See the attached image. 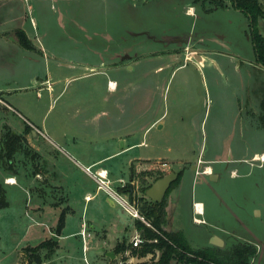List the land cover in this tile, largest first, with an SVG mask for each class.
Here are the masks:
<instances>
[{
    "label": "rangeland",
    "instance_id": "rangeland-1",
    "mask_svg": "<svg viewBox=\"0 0 264 264\" xmlns=\"http://www.w3.org/2000/svg\"><path fill=\"white\" fill-rule=\"evenodd\" d=\"M93 4L100 7L96 8ZM103 4L104 2L96 3L93 0H56L53 3L54 7L50 8L52 10L45 9L39 12L37 9L39 29L42 31L46 26L48 31L55 34L53 37L58 44V48L53 49L57 55L51 57L48 63L49 73L53 78L58 77L62 80L60 82L56 80L51 97L46 89H40L38 91L40 97H37V89L34 88L23 89L18 93H0L1 98L9 104L8 109L0 107V148L2 132L5 130L2 125L5 123L9 124L12 131L17 134H22L28 122L35 123L39 129L37 134L24 135L25 152H18L12 163L6 158L0 159V178L15 174L19 179V182L13 185L11 182H6V178L5 182L11 185L3 184L9 205L0 208V264H14L18 259L22 260L21 252L28 246H34L44 239H53L50 231L58 225L59 216L63 211L61 206L65 202L68 207L67 205L64 207L65 231L63 232L79 230L83 220L88 227L93 225V228H87L88 232L92 233V237H88L89 250L84 253L80 235L72 237L69 241H75L76 244L63 245L56 255L59 258L48 264H87L88 262L98 264L94 255L96 252L104 253L105 249L94 250L91 247L93 240H102L105 237L107 243L111 245L117 241H127L134 232L131 224L134 218L119 203L114 202L112 205L109 202L111 197L103 189H97V183L84 168L93 160L105 157L102 164L109 170L110 179H108L112 189L121 186L119 179H122L125 185L131 181L134 186V198L138 204L141 201L138 199H149L138 190V173L144 170L152 171L153 175L159 171L167 174L177 172L181 164L183 165L185 161H194L198 154L192 146L190 125L197 115L209 110V105L206 107V103L210 100V88L204 78L205 63L199 62L200 67H198V62L188 54L196 51L198 57L202 54L213 55L214 52L232 51L233 49L226 43H220V39L223 40V32L214 33L217 35L213 37H202L196 33L195 31L200 32L206 28L205 23L210 20L206 18V14H203L204 11L200 6L195 5L196 15L193 24L190 25L194 33L189 32L185 43L175 44L181 54L174 67L183 64L185 58L184 66L173 75H170L171 68L158 69L164 66V61L162 56L155 55L159 52L165 53L166 50L174 47L170 46L169 36L162 45L142 38L141 47L136 45L138 39L131 38L132 47H138L133 48L131 59H139L141 66L135 67V70L125 68L122 71H115L109 76L99 74L92 78L75 79L64 89L66 76H75L83 72L78 69L71 70L68 66H64V62L77 65L76 62L86 58L83 53L88 47L90 48L89 44L95 43L106 48L107 44L110 48L115 45L110 39L86 41L87 30L89 36L95 37L90 33L92 27L99 33L103 32V29L115 28V22L110 19L113 16L111 8ZM171 6L175 7V5ZM147 9H150V6H147ZM48 11L49 13L46 14ZM52 11H63L61 22L55 21L50 24L49 17L53 14ZM126 12L127 10L122 11L120 17L129 20L130 27L134 29L135 21L131 13L126 14ZM158 13L160 14V10ZM96 14L100 18L99 22L96 25L87 24L90 17H96ZM159 14L152 11L150 14L152 21L155 24L165 21L167 23L164 22L163 25L167 26L170 22ZM76 29L81 30V33L76 35L74 33ZM258 29L261 32L262 27L258 26ZM100 36L99 34L98 37ZM79 37L81 39L83 37L86 46L78 45L74 41ZM165 44L170 48H166ZM82 47H86V51ZM122 59L118 56L114 62L120 63ZM3 62L4 66L7 65L4 60ZM57 63L63 65L59 67ZM21 66L12 70L21 74ZM18 78L20 80L21 77ZM108 78H115L121 87L125 83V87L123 86L121 90L119 86L117 91L113 93L109 91L107 94L105 91ZM94 79L102 80L104 84L94 86L91 83ZM129 81L134 86L128 88L126 83ZM259 81V95L264 97V75H260ZM15 83L16 74L14 76L9 70L1 68L0 85L13 86ZM154 89L156 101L152 108L144 113L150 90ZM105 95H109V100L98 102L97 107L110 110L109 116H100V122L107 124L112 130L96 135L92 129L96 109L90 102L91 98L100 99ZM16 98L20 99V106L17 105ZM118 98L121 104H116ZM195 112L198 114L195 115ZM192 115L194 118L191 120ZM159 117L161 119L146 131L152 119ZM127 122H131L130 128L124 127L127 126ZM33 129L36 132L35 128ZM129 145H131L129 148L124 149ZM117 150L120 152L113 154ZM163 161H167L168 165H160ZM98 166H101V163L90 165L91 173H94ZM130 168L134 170V179L131 178ZM37 170L40 173L38 177L35 176ZM77 182L91 194H95L92 200L85 201ZM123 194L129 197L127 192ZM169 195L170 193L167 196V204ZM61 201L64 203L60 204ZM39 206L44 210L40 211ZM122 253L125 258H121L123 264L153 263L150 259L151 255L133 256V248L131 249L130 246ZM131 257H134L132 262H124Z\"/></svg>",
    "mask_w": 264,
    "mask_h": 264
},
{
    "label": "crops",
    "instance_id": "crops-1",
    "mask_svg": "<svg viewBox=\"0 0 264 264\" xmlns=\"http://www.w3.org/2000/svg\"><path fill=\"white\" fill-rule=\"evenodd\" d=\"M55 1L0 0V69L5 68L14 76L16 74L15 85H0V93H18L22 92L23 89L34 88L37 89V97H40L38 92L40 89H46L51 97L56 80L58 82L62 80V78L56 76V79L53 78L49 73L48 63L50 58L57 55V53L53 52V49L58 48V44L53 37L55 34L48 31L46 26L41 31L36 17L37 9L39 12H43L45 9L49 10L54 7L53 3ZM93 1L96 3L104 2L107 7L111 8L113 16L110 19L115 22V28L112 30L103 29V32L99 33L94 31L92 27L90 33L95 37L89 36V30H87L86 41L94 42L98 39H110L115 45L113 44V47L110 48L107 44L106 48L97 46L95 43L89 44L90 48H87L89 52L85 50L86 47H82L86 51L83 53L86 58L76 62L78 63L77 65L64 62V66H68L71 70H83L79 75L66 76L64 78V81L66 80L64 89L68 83L71 85V82L75 81V79L92 78L99 74L109 76L113 75L115 71H122L125 68L135 70V67L141 66L139 59H131L132 50L137 47H132L131 38L138 39L136 45L141 47L142 38H147L149 41L162 45L169 36L171 38L169 40L170 46L174 47L170 48L165 44V47L170 49L166 50L165 53L159 52L155 55L162 56L164 61V66H160L158 69L171 68L170 75H173L174 72L184 66L185 58L183 64L174 67V64L178 63L179 54H181L178 53L176 45L185 43L189 32L194 33L190 25L193 24L196 15L195 10L197 8L195 5L200 6V9L204 11L203 14H206V18L210 20L205 23L207 24L206 28H203L200 32L195 31L196 33H199L202 37H213L217 35L214 33L223 32V40L220 39V43H226L228 47L233 49L232 51L226 53L224 51L214 52L213 55L202 54L198 57L196 51L188 54L190 58H194L198 62V67H200L199 62L205 63L206 74L204 78L210 88V100L206 103V107L209 105V110L197 115L190 125L192 127L191 136L193 137L192 146L195 147L198 154L194 161H185L183 165L179 166L180 169L178 171H183L182 178L168 197L165 229L183 231L187 240L194 247L216 245L210 242L213 236H218L222 239V245H216L219 247L225 246L233 239L251 242L257 247L254 264H264V162L255 160L258 155L264 153V97L259 95V78L260 75H264V67H261L256 59L249 34L248 17L231 6L229 1H225V5L220 7L208 2L201 3L202 0ZM171 5H175V7ZM94 6L96 8L100 7ZM147 6H150V9H147ZM124 10H127L126 14L128 12L131 13L135 21L134 29L130 27L129 20H124L125 17H120L121 12ZM158 10H160V14ZM152 11H155L163 19L168 20L170 23L167 26L169 27H164L163 23L165 21L157 23L158 25L155 24L150 15ZM52 12L53 14L49 17L50 24L55 21L57 23L61 22L63 11ZM48 13L49 11L46 12V14ZM99 19L96 14V17H90L87 24L96 25ZM261 25V33L264 34V20H262ZM17 30L25 32L33 46L32 49H24L19 45L15 35ZM74 33L76 35L77 33L80 34L81 30L76 29ZM99 34L101 35L100 37H98ZM126 39L129 41H126ZM74 41L78 45L86 46L83 37L82 39L79 37L78 40L75 39ZM118 56L123 58L122 62L115 63L114 61ZM3 60L7 65H3ZM57 64L59 67L63 65ZM19 65H22L20 67L21 74L16 73V70H12V68H18ZM18 77H21V81ZM91 83L94 86L101 85V83L104 84L102 80L98 79H94ZM119 86L115 78H108L105 92L107 94L109 91L113 93L119 89ZM123 86L125 87V83L122 87L120 86L121 90H123ZM126 86L129 88L134 85L130 84L129 81ZM155 89L150 90L144 113L150 110L156 101ZM108 100L109 95L102 96L100 99L91 98L90 104L93 107L95 106L94 108L96 109L92 123V129L96 135L112 130L107 124L100 122V116H109L110 110L97 107L98 102L102 103ZM15 101L17 105H21L19 98H16ZM116 104H121L119 98L118 101L116 100ZM2 106L6 109L9 108V104L0 96V107ZM194 114L198 113L195 112ZM161 117L155 120L152 119L146 131L154 126ZM193 118L194 115L191 116V120ZM130 123L127 122V126L124 125V127L130 128ZM26 124L31 127L26 135L38 133L39 129L35 123L28 122ZM7 125L10 126L9 124ZM33 128H35L36 132ZM130 146L124 147V149ZM118 152L120 150L113 154ZM104 161L105 157H100L93 160L88 166L100 165L101 163V166H98L96 171L106 169L109 178V170L102 164ZM186 163L188 164L186 165ZM160 165L167 166L168 162L163 161ZM35 176H40L38 170L35 171ZM5 178H11V184L13 185L19 182L15 174L3 177L4 184H10L5 182ZM77 184H79L85 201L92 200L95 194H91L89 190L84 189L81 183L77 182ZM109 202L114 205L112 199H109ZM62 203L64 202L61 201L60 204ZM38 204L40 205V203ZM66 205L65 202L61 206L62 212H64ZM38 208L40 211L44 210L40 206ZM137 221L139 220L134 218L131 223L134 227V232L125 241L126 248L129 246L131 249L133 248L131 239L138 232ZM82 227L85 229L84 240ZM87 228H93V225L88 227L84 220L81 222L79 230L68 233L63 232L65 231V224L60 230H58L57 225L56 228L50 231L52 240L56 243V249L49 257H45L44 254L46 253L42 251L44 257L40 264L56 261L59 258L56 255L60 248L63 245H75V241L69 240L79 235L81 236L83 251L87 253L89 250L88 237H92V233H89ZM44 240H41L38 244ZM117 243L111 245L107 243L105 237L102 240H93L91 247L94 250L105 249L104 253H95L94 259L97 260L96 263L123 264V260H121V258L125 259L123 251L114 252ZM111 251L114 253V257L108 255V252ZM132 255L137 257L146 256H139L134 253ZM158 256L159 252H156L151 255L150 259L154 262ZM20 258L22 260L18 259L14 264H27L29 261V257L24 251L21 252ZM133 258L124 260V262L130 263L134 260ZM87 264L91 263L88 262Z\"/></svg>",
    "mask_w": 264,
    "mask_h": 264
},
{
    "label": "trees",
    "instance_id": "trees-1",
    "mask_svg": "<svg viewBox=\"0 0 264 264\" xmlns=\"http://www.w3.org/2000/svg\"><path fill=\"white\" fill-rule=\"evenodd\" d=\"M198 1V0H195ZM225 1H229L231 6L243 12L249 19V34L256 55L257 62L264 65V35L258 29L259 18L264 19V1L262 0H202V2L212 3L215 6L225 5ZM17 42L24 49H32L33 46L23 30L15 31ZM3 124L5 129L2 135L0 159L6 158L9 163L13 162L18 152L23 150L25 142L24 135L29 133L31 127L25 125L22 134H17L12 131L10 126ZM1 136V133H0ZM177 177L172 181L164 194L163 198L158 201L150 199H138L137 206L141 215L150 223L147 226L141 221H137L136 227L140 231L145 242L141 247L133 249V253L139 256L148 254L154 255L159 252L157 260L152 264H254V258L257 253V247L248 241H239L233 239L225 246L219 247L216 245H207L204 247H194L186 238L183 231L166 230L167 223V196L171 190L176 187L181 178L183 171L180 170ZM167 173L159 171L153 175L152 171H141L137 175L138 190L144 194L145 189L150 187L152 183L166 175ZM131 178L134 179V170L130 168ZM6 179V178H5ZM4 179V180H5ZM3 179H0V208L9 205L6 192L3 187ZM128 185L119 186L118 191L127 192ZM143 198V197H139ZM135 199V198H134ZM65 213L62 212L59 216L58 230L64 225ZM56 249V243L52 239L44 240L34 247L25 248L28 263H41L42 258L51 256ZM126 249L125 242H118L114 252L123 251ZM42 251L46 254L42 255Z\"/></svg>",
    "mask_w": 264,
    "mask_h": 264
},
{
    "label": "built area",
    "instance_id": "built-area-1",
    "mask_svg": "<svg viewBox=\"0 0 264 264\" xmlns=\"http://www.w3.org/2000/svg\"><path fill=\"white\" fill-rule=\"evenodd\" d=\"M256 161L264 162V153H261L255 159ZM84 170L90 174V176L95 180L97 183V189H103L114 202L119 203L125 209V211L133 218L138 219L139 221L145 223L147 226H150V223L146 221V219L141 215L139 208L137 206L136 200L130 199V197H125L123 192L118 191L117 188L112 189L110 180L107 176L106 169H100L91 173L89 166L85 167ZM104 173V174H103ZM6 182H12L11 178H7ZM121 186H124L126 183L120 179ZM196 205V204H195ZM196 210V206H195ZM83 226H85L83 224ZM85 229L82 227V236L84 240ZM145 242V239L141 236V233H136L133 238L131 239V245L133 248L141 247V245Z\"/></svg>",
    "mask_w": 264,
    "mask_h": 264
},
{
    "label": "water",
    "instance_id": "water-1",
    "mask_svg": "<svg viewBox=\"0 0 264 264\" xmlns=\"http://www.w3.org/2000/svg\"><path fill=\"white\" fill-rule=\"evenodd\" d=\"M262 18H259L258 21V26L262 27ZM259 65L261 67H264V65H261L259 63ZM177 177V173L176 172H169L168 174L164 175L161 178L156 179L152 185L150 187H148L147 189H145L144 191V195L147 196L151 201H155L158 202L160 201L164 194L166 193L170 183L172 181H174ZM127 193L129 194L130 199L134 198V186L132 184L131 181H128V190ZM211 243L216 244V245H222V239L218 236H213L210 240ZM108 255L110 257H114V253L108 252Z\"/></svg>",
    "mask_w": 264,
    "mask_h": 264
},
{
    "label": "flooded vegetation",
    "instance_id": "flooded-vegetation-1",
    "mask_svg": "<svg viewBox=\"0 0 264 264\" xmlns=\"http://www.w3.org/2000/svg\"><path fill=\"white\" fill-rule=\"evenodd\" d=\"M178 53H181V51H178ZM182 53H183V51H182ZM184 54V53H183Z\"/></svg>",
    "mask_w": 264,
    "mask_h": 264
},
{
    "label": "bare ground",
    "instance_id": "bare-ground-1",
    "mask_svg": "<svg viewBox=\"0 0 264 264\" xmlns=\"http://www.w3.org/2000/svg\"><path fill=\"white\" fill-rule=\"evenodd\" d=\"M104 174V173H103Z\"/></svg>",
    "mask_w": 264,
    "mask_h": 264
}]
</instances>
